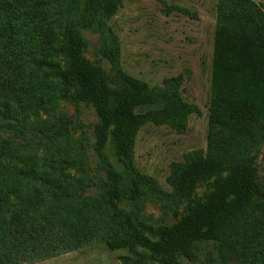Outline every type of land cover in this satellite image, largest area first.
Returning a JSON list of instances; mask_svg holds the SVG:
<instances>
[{"label":"trees","instance_id":"16d2710c","mask_svg":"<svg viewBox=\"0 0 264 264\" xmlns=\"http://www.w3.org/2000/svg\"><path fill=\"white\" fill-rule=\"evenodd\" d=\"M121 1L0 0V264L42 261L94 243L134 255L121 256V264H179L178 257L198 260L195 244L225 240L238 246L235 253L218 252L200 263L235 258L238 264H264V187L251 154L264 139V62L251 66L256 95H246L247 101L238 103L232 93L236 86L217 88L236 79L233 69L239 75L250 59H264V5L217 1L222 44L213 59L208 122L214 134L229 138L222 141L224 149L189 156L171 171L169 200L184 203L185 211L173 224L153 227L120 207L165 194L134 167L136 137L147 123L180 125L192 110L172 91L150 88L124 73L112 34L98 52L117 87L84 56L80 29L103 31L104 19ZM63 101L88 103L97 117L90 146L105 176L91 200L81 198L86 179L70 171L83 163L85 143L68 131L56 133L54 146L40 152L14 143L33 130L52 128L41 116ZM239 124L244 126L237 130ZM107 143L118 169L106 157ZM200 184L209 190L197 198Z\"/></svg>","mask_w":264,"mask_h":264},{"label":"rangeland","instance_id":"374dc122","mask_svg":"<svg viewBox=\"0 0 264 264\" xmlns=\"http://www.w3.org/2000/svg\"><path fill=\"white\" fill-rule=\"evenodd\" d=\"M217 1L122 0L117 12L104 19L103 31L80 29L85 40L84 56L104 70L109 86L117 87L118 81L109 63L98 50L110 33L118 44L119 64L124 73L145 82L150 88L172 91L192 110L180 125L147 123L138 132L133 150V165L140 173L153 179L159 191L165 194L141 198L134 203L122 202L120 207L125 212H132L135 219L145 225H171L183 214L184 203L169 200L167 177L189 156H206L213 148L224 149L226 145L222 141L229 138L227 135L222 136L220 132L214 134L208 122L212 89L215 87L213 59L216 60L222 44L218 39L215 22ZM250 1L259 7L264 5V0ZM76 2L80 5L82 0ZM61 28L60 25L58 29ZM239 59L240 57L238 62ZM259 60L250 59L245 72L242 70L241 73L240 70L239 75L233 69L231 72L236 79L220 84L217 88L227 84L236 86L232 93L238 103L247 101L249 97L246 95H256V81L251 78L250 71L253 64L264 62L263 58ZM41 118L48 120L52 128L46 131L33 130L23 137L15 138L14 143H27L40 152L45 146L49 149L54 146L56 133L68 131L71 138L86 144L83 163L70 168L73 174L83 176L88 183L81 198H97L98 183L105 174L90 146L93 141V126L97 122L92 106L88 103L63 101ZM243 126L244 124H239L237 130ZM105 154L118 169L119 165L109 143ZM251 154L255 155L257 180L264 187V139ZM208 190V184H200L194 196L199 198ZM237 247L229 240L201 242L193 247L197 261H189L183 257H178L177 260L179 264H201L200 260L204 256L223 251H231L233 254ZM136 250L148 254L143 249ZM121 256L134 257L126 249L109 250L103 243H94L42 261L23 264H121ZM226 264L238 262L232 258Z\"/></svg>","mask_w":264,"mask_h":264}]
</instances>
